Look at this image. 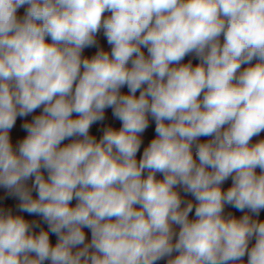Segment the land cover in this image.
I'll use <instances>...</instances> for the list:
<instances>
[{
    "label": "clouds",
    "instance_id": "clouds-1",
    "mask_svg": "<svg viewBox=\"0 0 264 264\" xmlns=\"http://www.w3.org/2000/svg\"><path fill=\"white\" fill-rule=\"evenodd\" d=\"M261 132L264 0H0V264H264Z\"/></svg>",
    "mask_w": 264,
    "mask_h": 264
},
{
    "label": "rangeland",
    "instance_id": "rangeland-1",
    "mask_svg": "<svg viewBox=\"0 0 264 264\" xmlns=\"http://www.w3.org/2000/svg\"><path fill=\"white\" fill-rule=\"evenodd\" d=\"M25 9L21 8L18 10V16H23ZM107 15V13H106ZM97 41L100 47L104 48L106 51H111V46L108 45L106 38L103 35V31H101L100 33H98L97 35ZM144 52H147L146 49H142ZM97 51V48L93 47V48H87L84 50L83 55L87 56V57H91L92 55L95 54V52ZM189 60H191V62L193 63V66L197 65L199 63V60L197 58H195L194 56H186L185 59L182 61V63H187ZM253 64L256 63V61L254 60L252 62ZM248 65H242V69L244 67H247ZM122 93L127 94L128 93V89L126 87L121 89ZM139 95V92H137V96ZM201 99H202V95H201ZM41 111V109H38L35 113H33V115H37L39 114ZM31 120V116L26 117V118H19L17 119L16 122V126L14 127V129L11 131L10 136L12 138V142L13 144L15 143L16 140H21L24 138V136H26V132L21 128V124L24 122V120ZM149 123L150 126L149 128L142 134V139H143V144L141 145V149L140 152L137 153V159L140 158V156L142 155L143 152V148L146 147L148 145V143H150L151 139H153L155 137V132L152 129V125H153V120L151 119V117H149ZM111 126L113 128L119 129L121 127V122L118 120H115L112 117V112L111 109H107L105 112V120L103 122H99L97 124H94L91 129H90V134L93 135L97 140H99V138L102 136L103 134V129L105 127ZM254 139H256L257 141L260 140H264V132H261L259 136H255L253 137ZM207 139H209L208 137H201L200 141L201 142H206ZM70 140H65L64 142H62V146L63 144H67L70 143ZM195 150V149H194ZM193 150V152H194ZM194 158H195V153H194ZM257 174H259L260 169H257ZM158 179H162V176L160 174L157 175ZM27 184L29 186H31L32 184V180L30 179L29 181H27ZM232 184V180L229 178L227 181H225L221 187L223 190H227ZM33 196L34 198L36 197V193L33 192ZM76 201L73 200L71 202V206H75ZM19 204V200L14 198V197H9L6 194V190L3 188H0V208H4V209H11L13 215H22L26 220H28L29 222L31 221H38L41 219V217L39 216H35V215H29L28 213H21L17 211V205ZM236 213L232 212V207L230 206H225V210L223 215L225 216V218H228L229 216H234L235 218L239 219L241 218L243 215H245L246 213L251 215L253 219H258L260 221H264V209H262L260 211L259 216H255V214L249 213L247 209H245L244 212H240L237 211L235 209ZM190 219L194 218V211L191 213V215L189 216ZM175 231L178 232L179 227L178 226H173ZM34 231L38 234V230L34 229ZM85 233H86V238L87 240L90 241L91 239V233L90 230L88 229H84ZM255 244V239L253 238L252 241H250L249 244V248H251L253 245ZM173 255H176V253H174ZM247 255H245V257H243L244 260V264H247ZM167 258H165L164 260H161L158 262V264H166Z\"/></svg>",
    "mask_w": 264,
    "mask_h": 264
},
{
    "label": "trees",
    "instance_id": "trees-1",
    "mask_svg": "<svg viewBox=\"0 0 264 264\" xmlns=\"http://www.w3.org/2000/svg\"><path fill=\"white\" fill-rule=\"evenodd\" d=\"M49 42H50V41H49ZM145 55H147V52H145ZM74 116H75V114H74ZM152 129H153V131L155 132V123H154V121H153ZM18 141H19V140H16L15 143H14L13 145L15 146L16 143H17ZM256 142H258V141H257L256 139L252 138V140L250 141V144H255ZM44 175H45V177H47V173H46V172H44ZM32 179H34V178H32ZM32 179H31V180H32ZM230 179H231V178H230ZM176 190L179 192V194H180L182 200H183L185 203L188 202V201H191V202L195 205V203H196L195 198H194L191 194H186V193L183 191V189H182V188H179V187H178ZM185 203H182L181 207H184V206H185ZM193 211H194V209H193ZM232 212H233V213H236V211H235L234 208H232ZM190 215H191V213L189 214V216H190ZM37 222L40 224V228H42V229H44V230H47L48 226H47V224L42 220V218H41L40 220H38ZM40 228H37L38 233H39V231H40ZM49 238H50V242H51V244H52V245H55V243L57 242V237H56L54 234L49 233ZM44 264H50V261H45Z\"/></svg>",
    "mask_w": 264,
    "mask_h": 264
},
{
    "label": "built area",
    "instance_id": "built-area-1",
    "mask_svg": "<svg viewBox=\"0 0 264 264\" xmlns=\"http://www.w3.org/2000/svg\"><path fill=\"white\" fill-rule=\"evenodd\" d=\"M221 42H223V36H221ZM194 153H195V150H194Z\"/></svg>",
    "mask_w": 264,
    "mask_h": 264
}]
</instances>
